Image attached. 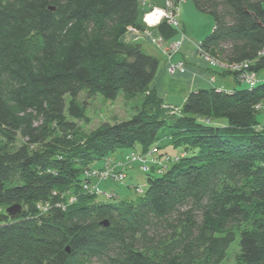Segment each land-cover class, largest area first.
<instances>
[{
  "label": "trees",
  "instance_id": "1",
  "mask_svg": "<svg viewBox=\"0 0 264 264\" xmlns=\"http://www.w3.org/2000/svg\"><path fill=\"white\" fill-rule=\"evenodd\" d=\"M189 1L214 19L201 48L262 79L191 92L173 113L152 87L159 59L123 40L151 30L143 0H0V264H264V0ZM82 93L134 114L84 135ZM153 148L179 160L151 166L136 199L85 189L99 161Z\"/></svg>",
  "mask_w": 264,
  "mask_h": 264
},
{
  "label": "crops",
  "instance_id": "2",
  "mask_svg": "<svg viewBox=\"0 0 264 264\" xmlns=\"http://www.w3.org/2000/svg\"><path fill=\"white\" fill-rule=\"evenodd\" d=\"M187 2L190 1L187 0ZM162 3L163 0H146L144 11H149L152 8L160 7ZM194 8L196 7H191V5L187 4H182L179 8L178 18L181 22V28L178 30L176 36L171 39V41L179 43L180 50L178 53L173 55L172 58H170L164 52H161V43L164 40L160 38L157 29H151L149 33H147V31L140 32L131 29L128 30L123 36V40L125 42L138 43L141 45L142 50L146 54L159 59L160 66L152 87L156 89L158 96L161 97L165 103L177 107L183 106L186 98L191 92L209 88H218L231 92L237 87L232 75H226L225 77L220 75L221 72L227 71L228 69L223 67L213 68V66L206 63L200 56L198 47L203 41L204 37L210 33L212 26L211 28L208 26L209 30L203 32L204 34L202 33L200 35H197L194 33V31H191V28H189V20L186 18L188 17L189 12L195 14V16H198L197 14H199L200 16L204 17L203 14H205L198 12ZM204 18L209 21L208 25H210L212 22L210 17L207 15ZM187 31H189V34ZM180 61L186 62V71L184 73L177 71L175 74L171 75L169 72L170 66L172 64H177ZM213 79L215 81H213ZM173 87H175L174 90H172ZM172 91H179L178 95L180 98L175 100L176 96L174 95V101H171L170 93ZM216 124L225 125V121H217Z\"/></svg>",
  "mask_w": 264,
  "mask_h": 264
},
{
  "label": "rangeland",
  "instance_id": "3",
  "mask_svg": "<svg viewBox=\"0 0 264 264\" xmlns=\"http://www.w3.org/2000/svg\"><path fill=\"white\" fill-rule=\"evenodd\" d=\"M182 4L183 5L187 4V5H191V7H194L192 2L185 1ZM185 7H187V6H185ZM142 8H145V5H142ZM194 9H196V8H194ZM149 11H151V10H149ZM149 11H147V12H149ZM197 15L198 16H195V14H192L189 12L188 17H186L189 20V24H190L189 28H191V31H194V33H196L197 35L198 34L200 35L203 32L209 30V28H211V26H212L211 31L209 33V34H211L213 32V28H214L213 17L209 14H203L204 17H206L208 15L212 21L211 24L208 25L209 24L208 20H206L203 16H200L199 14H197ZM178 21L180 23V26H179V29H180L181 28V22H180L179 18H178ZM208 26H209V28H208ZM157 27L151 28V29H156ZM174 29H176V28H174ZM179 29H176V30H179ZM149 31H147V33H149ZM187 33L189 34V31H187ZM209 34H207L204 38H206ZM159 36L162 40H164V41H162V43H161L162 47L160 48L162 53H163L162 49H164V46L169 47V46L174 45V44H179V43L171 41V40H166L165 38H163L160 35V33H159ZM179 48H180V46H179ZM214 57H219V59L222 58L221 56H214ZM216 67H219V66H213V68H216ZM230 78H232V77H230ZM259 79H262L261 75H259ZM236 86L238 89H244V88L248 87V85L246 83H239V84L236 83ZM174 89H175V87H173L172 90H174ZM178 92L179 91H177V92L172 91L170 93L171 101H174V98H173L174 95L176 96L175 100L180 98V96L178 95L179 94ZM79 102L82 103L84 107H86V115H87V117H89V122L82 121V120L81 121L75 120L77 128L84 135H87V134L95 131L103 123H106V122L113 123L116 121L126 120V119H129L134 114L133 113L134 111L131 108V105L127 104L125 102V100L123 99V96H120L117 100L113 101V100H106L101 95H95L94 97H88V95L86 93H82L79 97ZM263 112H264V109H263ZM259 117H260V119H262V115H260ZM41 123H42V121L36 122L35 127H39V125H41ZM133 152L138 153V151H133L131 149L120 150L119 152L114 154L112 157L108 158L107 161H105V160L99 161L95 165V168H92V170H90V171H94V170H98L99 168L102 169L108 163V164H110L111 168H114L115 171L119 170V171L126 173L127 177L122 183H118L115 181L114 182L113 181H100V180H97L98 178L96 179V177H90L89 178L91 181L90 186L91 187L95 186V187H97V188H99L105 192H112L114 194H118L119 198L116 201H120V200H124V199H126V200L127 199H136L139 196V194L136 192V187L139 186V187H143L146 189L147 176L144 172H142L139 169V163L130 164L131 162H130L129 157ZM159 162H160V159L158 158V161L156 163H159ZM128 164H130V165H128ZM148 165H149L148 167H151L154 164L152 162H150V163H148ZM68 197H69L68 198L69 199V206H70V204L72 205L74 203V200L75 201L77 200V196L75 194L71 193L70 195H68ZM72 200H73V202H72ZM98 200L100 202L113 201V200L106 199V196H100L98 198ZM235 246L236 245H234V247ZM233 262H234V253H233V256L229 259V264H232ZM92 264H99V263L94 262Z\"/></svg>",
  "mask_w": 264,
  "mask_h": 264
},
{
  "label": "built area",
  "instance_id": "4",
  "mask_svg": "<svg viewBox=\"0 0 264 264\" xmlns=\"http://www.w3.org/2000/svg\"><path fill=\"white\" fill-rule=\"evenodd\" d=\"M187 0H166L165 7L162 8H152L151 11L144 14L143 22L147 26L148 29L155 28L162 24L164 21H166L171 27L179 29L180 23L178 21V12L180 5ZM146 1L143 0V5H145ZM180 44H174L169 47L164 46L163 52L168 55L170 58L173 57L176 53L179 52ZM198 52L200 56L204 59L206 63H208L211 66H219L223 67L225 69H228L233 72H238L239 78L242 82L246 83L249 88H254L259 80L258 74L254 71L250 70V66L252 65V62H242V63H233L229 64L225 61L219 59V57H214L210 53L204 51L201 48V45L198 47ZM187 65L185 61H180L177 64H172L169 68V72L171 75L175 74L177 71H180L184 73L186 71ZM213 81H215L213 79ZM165 109L171 110L173 113H178L179 109L178 107H175L173 105H165ZM263 109V105L259 104L256 106V110L261 111ZM264 114V112H263ZM264 125V124H263ZM158 150L157 148H153L151 151H149L146 154H142L140 152H133L130 155V164L139 163V168L142 172L147 173L150 171L151 167H148V163L152 162L155 166H158L160 168V172H162L168 163H171L173 161L179 160V157H166V158H160L158 156ZM158 158L160 159L159 163H156L158 161ZM128 164V165H130ZM153 165V166H154ZM86 177H96L97 180L100 181H115L118 183H122L127 175L125 172L122 171H115L114 168H111L110 164H106V166L102 169L94 170V171H88L86 173ZM85 189L88 191H91L92 193H96L99 196H106V198H113L116 196V194L112 192H105L101 189L90 185H85ZM143 188L138 187L137 192L143 193ZM73 202V200H72ZM75 202V200H74ZM49 205H40L39 209L42 212H46L49 210ZM66 206L63 207L65 209Z\"/></svg>",
  "mask_w": 264,
  "mask_h": 264
},
{
  "label": "water",
  "instance_id": "5",
  "mask_svg": "<svg viewBox=\"0 0 264 264\" xmlns=\"http://www.w3.org/2000/svg\"><path fill=\"white\" fill-rule=\"evenodd\" d=\"M21 211H22V206L21 205H14L12 207H10L8 210H7V214L8 216H10L12 219H16L20 216L21 214ZM104 226H109V222L108 221H105L102 223ZM69 251V250H68Z\"/></svg>",
  "mask_w": 264,
  "mask_h": 264
},
{
  "label": "bare ground",
  "instance_id": "6",
  "mask_svg": "<svg viewBox=\"0 0 264 264\" xmlns=\"http://www.w3.org/2000/svg\"><path fill=\"white\" fill-rule=\"evenodd\" d=\"M261 113L263 112V109L260 111ZM260 115H262V118H263V120H262V123L260 124V128L261 127H263L264 128V114L262 113V114H260ZM216 122H213V124H215ZM140 169V168H139Z\"/></svg>",
  "mask_w": 264,
  "mask_h": 264
}]
</instances>
